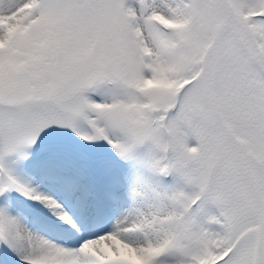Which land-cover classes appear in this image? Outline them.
I'll use <instances>...</instances> for the list:
<instances>
[{
    "label": "snow or ice",
    "instance_id": "obj_1",
    "mask_svg": "<svg viewBox=\"0 0 264 264\" xmlns=\"http://www.w3.org/2000/svg\"><path fill=\"white\" fill-rule=\"evenodd\" d=\"M0 264H264V0H0Z\"/></svg>",
    "mask_w": 264,
    "mask_h": 264
}]
</instances>
